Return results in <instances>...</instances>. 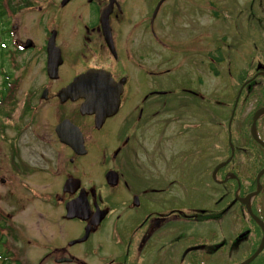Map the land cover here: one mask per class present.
Here are the masks:
<instances>
[{"label": "flooded vegetation", "instance_id": "1", "mask_svg": "<svg viewBox=\"0 0 264 264\" xmlns=\"http://www.w3.org/2000/svg\"><path fill=\"white\" fill-rule=\"evenodd\" d=\"M182 1L185 14L193 12ZM202 5L221 23L206 34L210 40L200 41L207 68L230 86L239 82L226 122L228 155L215 173L230 185L229 199L221 205L217 195L211 207L202 202L182 208L168 207V172L183 153L177 139H167L168 129L177 135L181 127L198 124L205 104L213 106L211 119L220 125L221 97L219 90L205 95L202 72L187 74L179 92L168 88V53L155 58L156 50L168 52V0H0L5 50L14 62L21 56L22 67L32 63L41 70L39 77L28 78L20 100L15 98L22 125L1 123V133L12 127L15 136L5 138L7 151L0 157V264H162V257L168 264V237L177 233L175 240L185 238L186 264H240L262 242L247 264H264V145L252 136L255 129L264 141V113L252 120L264 107L257 105L264 96L260 89L249 90L263 70L252 72L247 62L234 73L236 65L224 62L223 53L230 49V17H221L222 7H233L224 0ZM52 31L61 57L55 77L46 70ZM208 41L212 50L206 49ZM197 63L204 68L202 57ZM92 69L109 77L101 107L84 113L83 97L60 94ZM176 96L187 97L177 101ZM252 96L253 107L237 111L239 100ZM26 131L30 137L22 139ZM241 147L248 152L249 176L238 171ZM213 157L215 165L222 163L218 143ZM68 206L74 217L67 216ZM204 220L209 225L203 231L188 232L187 225Z\"/></svg>", "mask_w": 264, "mask_h": 264}, {"label": "rangeland", "instance_id": "2", "mask_svg": "<svg viewBox=\"0 0 264 264\" xmlns=\"http://www.w3.org/2000/svg\"><path fill=\"white\" fill-rule=\"evenodd\" d=\"M187 1L189 6H192L190 9L193 10V12L191 11L188 15L185 14L187 11L183 7L182 0H168V52L156 50L155 58H164L165 53H168V88L170 90L179 92L186 84L187 74L195 75L196 73L202 72L203 91L205 95L211 96L209 93L213 90H219L222 118L220 119V125L213 123L211 119L212 114L209 113H213V106H207V104H205L206 111L198 116L201 120L198 124L195 122L193 125L181 127L179 129L181 132L177 135L170 133L168 129L167 139H177L182 144L179 146V150L183 151L180 160H178L177 164L168 172V207H170L169 205H179L182 208H191L202 202L205 205L210 204L211 207L217 195L219 196L221 205L229 199L227 191L230 185L221 183L222 179L218 181V178H221L222 174L216 175L215 173L223 164V159L228 155L230 144L226 131V122L230 111V102L233 99L236 91L235 89L239 86V82H235L233 84L234 86H230V84L225 81L226 79L220 78V80H218V78L208 70L206 65L208 64L207 51H205L204 44L200 46V41L203 40V38L204 40L205 38L206 40H210L207 39L206 34H208V31L212 32L213 29H217L218 26L221 27V23L217 21V18H212L211 13L208 11L209 7L207 8L206 5H202L203 2L209 0ZM238 1L224 0V3L233 7L230 11L222 7L221 17H230L226 24L227 31L231 34V36H228L229 38L227 37L230 42L228 46L230 49L223 50L225 59L227 60L224 62L231 61L236 65V69H234L235 74H239L240 67L245 69L247 62L251 63L252 72H255L257 69H260V71L263 70V72L260 73L261 75L259 74V77L251 84V88L249 89L259 92L258 89L264 88V0H249L246 3L240 2L241 4H239ZM196 6L204 9L199 13L197 8H195ZM233 12H235V15ZM198 21L199 23L197 24ZM203 26L206 30L203 28L198 29V27ZM222 26H224V23ZM235 28H240V30L238 29L239 33H235ZM208 42L209 44L206 46V49H211L212 43L211 41ZM199 47H201V51ZM29 56L23 55L22 58L26 60ZM20 57H18V61L14 62L11 60L8 51L4 50L0 52V91L4 76L7 74L10 80L17 81V83L16 81L14 83V85L16 84L14 94L17 100H20L23 96L26 86L29 84L30 79L28 78L31 75L39 77L41 73L40 66L37 64L31 63L26 67H22L20 64ZM201 57L203 58L204 68L198 67L197 60ZM31 58L34 59L32 62H39L37 56H32ZM222 70L223 68H221V71ZM246 91H248V89ZM182 97L187 96H176L174 99L178 101L182 100ZM244 99L245 98H241L239 100L237 111L241 106L244 107L246 111L250 110L253 107V102L256 97L252 96L245 103L243 101ZM14 106L16 109L11 116L8 119H0V123L4 122L7 126L14 124L18 126L22 125L21 122L17 120L21 103L15 102ZM169 127L170 126H168V128ZM261 131L262 137L264 138V119L262 120ZM26 134L29 136L26 137ZM26 134L20 137L22 139L29 138L30 134L27 131ZM11 136H15V130L12 127H8L4 133H0V157L7 151V142H5V138L8 139L11 138ZM217 143L220 147L219 160L222 162L218 166L215 165L216 158L213 157V150L214 147L217 146ZM243 143L242 141L240 145ZM163 145L165 146L166 152H168V142L163 143ZM247 154L248 152L241 147L237 167L241 174L249 176L250 173L247 171L249 157ZM216 179L219 184L212 183L216 182ZM226 181L229 183L228 179ZM261 190L262 196L260 205L264 210V187ZM2 206L4 208L6 207L5 196L2 198ZM208 220H204L203 224L197 226L187 225L188 232H194V230H196L195 232L198 230L203 231V229L209 225V222H205ZM222 224H224V221ZM179 234L180 233H177L176 236ZM175 237H168V264H186L190 257L188 256L185 261L181 259V252L185 246L184 235L182 237L180 236L177 240H175ZM166 261L167 257H162L160 260L162 264H167Z\"/></svg>", "mask_w": 264, "mask_h": 264}, {"label": "water", "instance_id": "3", "mask_svg": "<svg viewBox=\"0 0 264 264\" xmlns=\"http://www.w3.org/2000/svg\"><path fill=\"white\" fill-rule=\"evenodd\" d=\"M104 17V18H103ZM105 17L101 16L102 25L105 28ZM59 62H61V57L59 54V49L55 46L54 43V32L52 33L51 37L47 42V73L50 77H54V71L56 70ZM107 76L109 77V73H105L103 70H89L86 73L79 75L76 79H74L68 86L62 89L61 91V98L65 99L66 97L70 96L72 98L83 97L85 98V102L81 106L82 112H91L93 111L94 107H101L102 99L104 98V88L102 85L104 81H107ZM111 80V79H110ZM253 137L264 145V143L258 139V137L253 133ZM264 171V169L262 170ZM67 216L74 217L75 215L72 214L71 208L67 207ZM254 218H256L254 216ZM260 245L258 250L250 256L247 260H245L242 264L249 263L261 250Z\"/></svg>", "mask_w": 264, "mask_h": 264}, {"label": "trees", "instance_id": "4", "mask_svg": "<svg viewBox=\"0 0 264 264\" xmlns=\"http://www.w3.org/2000/svg\"><path fill=\"white\" fill-rule=\"evenodd\" d=\"M2 18L3 15L2 12H0V20H3ZM8 89L10 88H7V83L6 81H4L3 89L0 92V119L7 118L14 108L15 97L13 93H11V95L7 94ZM260 90H261V95L264 96V88H261ZM262 104H264V98H259L257 105H262Z\"/></svg>", "mask_w": 264, "mask_h": 264}]
</instances>
